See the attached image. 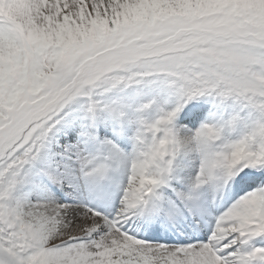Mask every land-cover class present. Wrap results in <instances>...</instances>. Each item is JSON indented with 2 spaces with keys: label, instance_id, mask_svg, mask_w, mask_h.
I'll return each instance as SVG.
<instances>
[{
  "label": "snow or ice",
  "instance_id": "snow-or-ice-1",
  "mask_svg": "<svg viewBox=\"0 0 264 264\" xmlns=\"http://www.w3.org/2000/svg\"><path fill=\"white\" fill-rule=\"evenodd\" d=\"M0 264H264V0H0Z\"/></svg>",
  "mask_w": 264,
  "mask_h": 264
}]
</instances>
